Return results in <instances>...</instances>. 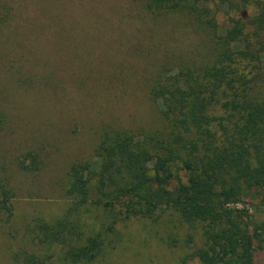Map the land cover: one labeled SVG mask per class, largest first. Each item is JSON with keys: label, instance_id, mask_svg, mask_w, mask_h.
Returning a JSON list of instances; mask_svg holds the SVG:
<instances>
[{"label": "trees", "instance_id": "trees-1", "mask_svg": "<svg viewBox=\"0 0 264 264\" xmlns=\"http://www.w3.org/2000/svg\"><path fill=\"white\" fill-rule=\"evenodd\" d=\"M143 1L150 16L187 20L202 34L199 60L162 69L158 64L150 82H137L157 122L95 125L92 153L66 164L70 206L55 221L37 219L33 239L61 249L63 263L90 264L115 247L120 224L173 210L184 223L202 225L204 248L190 259L256 264L264 225L238 206L250 199L264 208V0ZM248 10L245 21L241 13ZM3 124L0 116V131ZM44 141L57 156L67 151L57 140ZM44 151L27 150L18 168L42 171ZM15 197L0 175L6 224L14 216ZM15 261L52 264L50 257L25 251Z\"/></svg>", "mask_w": 264, "mask_h": 264}, {"label": "rangeland", "instance_id": "rangeland-1", "mask_svg": "<svg viewBox=\"0 0 264 264\" xmlns=\"http://www.w3.org/2000/svg\"><path fill=\"white\" fill-rule=\"evenodd\" d=\"M251 12L242 11L245 21ZM203 40L187 20L147 14L143 0H0V175L16 193L8 224L0 213V264H17L22 251L72 264L60 260L61 249L36 243L31 231L37 219L55 221L70 206L69 161L92 153L94 127L103 121L157 122L135 85L150 82L158 64L199 60ZM87 76L95 77L84 82ZM47 139L67 151L55 155L45 149ZM29 149L46 150L38 173L18 168ZM256 203L246 199L238 207L264 225ZM117 231L115 247L90 264H201L188 256L204 248L202 225L184 223L173 210L132 219ZM256 264H264V250Z\"/></svg>", "mask_w": 264, "mask_h": 264}]
</instances>
